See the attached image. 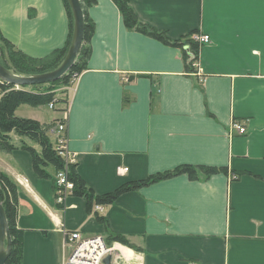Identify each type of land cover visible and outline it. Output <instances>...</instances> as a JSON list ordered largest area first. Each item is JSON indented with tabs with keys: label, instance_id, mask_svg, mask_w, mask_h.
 I'll list each match as a JSON object with an SVG mask.
<instances>
[{
	"label": "crops",
	"instance_id": "0c3cea01",
	"mask_svg": "<svg viewBox=\"0 0 264 264\" xmlns=\"http://www.w3.org/2000/svg\"><path fill=\"white\" fill-rule=\"evenodd\" d=\"M131 4L172 41L194 30L210 40L200 43L191 67L188 45L128 27L114 0L90 6L88 66L64 87L77 170L102 194L181 164L203 169L95 209L75 193L58 202L54 179L38 175L27 149L0 150V168L19 185L21 264H64L73 250L69 230L125 237L128 243L112 244L120 256L112 255V264H264V0ZM69 32L64 0H0V33L29 55L63 47ZM63 106L56 104L49 122L63 117Z\"/></svg>",
	"mask_w": 264,
	"mask_h": 264
},
{
	"label": "trees",
	"instance_id": "16d2710c",
	"mask_svg": "<svg viewBox=\"0 0 264 264\" xmlns=\"http://www.w3.org/2000/svg\"><path fill=\"white\" fill-rule=\"evenodd\" d=\"M81 1L85 15L83 44L75 63L66 74L56 80L47 82L46 85H43L45 83L33 84L34 86H38V88H16L14 87L15 84L0 78V89L2 91L0 97V150L11 151L15 148L22 147L30 151L35 171L41 177H52L55 183V190L58 171L66 169L68 178L74 182V188L71 193L87 197L89 207L98 209L96 208V204L112 203L126 191L184 172L195 174L196 171L203 168L192 164H181L174 169L158 171L151 173L145 178L127 181L113 191L97 194L88 186L84 177L78 172L77 162H66L65 157L58 148L57 140L54 142L51 140L49 131L55 127L58 119L45 124L37 118L16 114L17 107L22 103L45 105L54 101L55 104H67L68 96L65 93L67 89L63 86L72 83L73 77H76L77 74H80L87 68L88 60L92 52L91 40L95 31V21L90 16L88 8L95 4L97 0ZM114 2L119 7L124 22L128 27L152 35L168 44L188 45V48L186 47L188 51L185 53V57L188 65L194 67V61H198L199 58L200 43L197 40H193L191 34L197 30L184 36L182 41H172L167 36L166 31L152 27L148 23L140 20L131 4V0H114ZM64 3L69 17L70 32L67 42L63 47L56 48L48 55L35 57L17 48L11 40L0 33V49L3 50L2 56L4 54L8 59L6 62L0 56V62L8 69L14 70L18 74L22 73L23 75L45 73L60 66L71 46L75 30V19L71 4L69 0H64ZM59 93L61 94L58 95ZM65 108L62 107V109ZM13 134H18L19 138L15 139ZM36 144L40 148H37ZM50 166L55 169V175L49 170ZM209 170H215V168L205 169V171ZM0 201L4 205L12 235L11 250L5 264H21L23 257V229L17 225L19 185L1 168ZM94 203L96 204L94 205ZM104 238L108 245H112L114 241L128 243L125 237L118 234L112 233V235L105 236Z\"/></svg>",
	"mask_w": 264,
	"mask_h": 264
},
{
	"label": "built area",
	"instance_id": "2783aa9c",
	"mask_svg": "<svg viewBox=\"0 0 264 264\" xmlns=\"http://www.w3.org/2000/svg\"><path fill=\"white\" fill-rule=\"evenodd\" d=\"M191 37L199 43L210 40V35L201 31L193 32ZM194 65L198 66V61H195ZM53 104L56 106L55 102ZM68 116L69 109L66 107L63 117L60 118L61 121L56 126V131L60 133L57 140L58 148L65 157L66 162H77V152L71 151L68 148L67 135L64 131L66 130L65 126L67 125ZM234 125L239 133H246L247 128L244 124L235 122ZM73 188L74 182L68 178L66 169L58 171L55 190L56 200L60 203L64 202ZM102 206V204H96V208L98 209H101ZM66 232L67 241L72 244L73 250L64 264H104V257H106L111 250L115 249L114 246L106 243L102 235L85 237L80 230H69Z\"/></svg>",
	"mask_w": 264,
	"mask_h": 264
},
{
	"label": "water",
	"instance_id": "95a60500",
	"mask_svg": "<svg viewBox=\"0 0 264 264\" xmlns=\"http://www.w3.org/2000/svg\"><path fill=\"white\" fill-rule=\"evenodd\" d=\"M75 19L74 37L63 62L57 68L40 74H18L0 62V78L15 84H35L56 80L66 74L75 63L83 44L85 15L81 0H69ZM12 235L3 203L0 201V264H5L10 254ZM104 264H112V254L103 259Z\"/></svg>",
	"mask_w": 264,
	"mask_h": 264
},
{
	"label": "rangeland",
	"instance_id": "374dc122",
	"mask_svg": "<svg viewBox=\"0 0 264 264\" xmlns=\"http://www.w3.org/2000/svg\"><path fill=\"white\" fill-rule=\"evenodd\" d=\"M2 53H3V50L0 49V56L3 60H5L6 62L8 61V59L6 58V56H2ZM35 57H41V56H35ZM14 71V70H13ZM16 72V71H15ZM18 73V72H17ZM22 74V73H20ZM78 77V75H76V77H73L72 80L76 79ZM12 83V82H11ZM45 84L43 85H46L47 82H44ZM15 84V83H13ZM74 85L73 81L72 83H70L69 85H64L63 87H67L68 89L70 87H72ZM16 88H31V87H35V88H38V86H34L33 84H15ZM44 87V86H42ZM46 87V86H45ZM40 88V87H39ZM57 88V87H56ZM54 101H51L49 104H42V105H38V106H34V105H31V104H23L21 105V107L19 108L18 112H16V114L18 115H21V116H28V117H33V118H40L42 120H46L47 122H49L54 115L57 114V110L55 109V106H54ZM69 101L67 102V104L63 107H67L69 109ZM53 106V107H52ZM18 108V107H17ZM64 110V109H63ZM17 111V109H16ZM64 112V111H63ZM64 114V113H63ZM54 120V119H53ZM55 121V120H54ZM61 121V119H58L57 122H56V125H58V123ZM52 122V121H51ZM50 123V122H49ZM55 125V126H56ZM66 128V126H65ZM55 128H53L52 130L49 131V135L51 137V140L54 142V135L56 133V137L58 140V136L60 135V133L56 130H54ZM66 132V130H64ZM19 135L18 134H15V139H18ZM58 143V142H57ZM113 256L115 255L117 258H119V251L117 249H113L111 250L110 252Z\"/></svg>",
	"mask_w": 264,
	"mask_h": 264
}]
</instances>
